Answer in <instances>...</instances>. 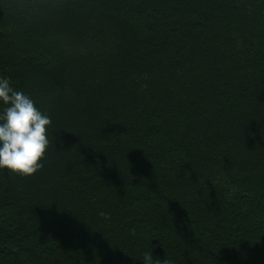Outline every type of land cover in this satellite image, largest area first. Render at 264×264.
I'll return each mask as SVG.
<instances>
[{
  "label": "trees",
  "instance_id": "16d2710c",
  "mask_svg": "<svg viewBox=\"0 0 264 264\" xmlns=\"http://www.w3.org/2000/svg\"><path fill=\"white\" fill-rule=\"evenodd\" d=\"M0 74L52 117L0 264H264V0H0Z\"/></svg>",
  "mask_w": 264,
  "mask_h": 264
},
{
  "label": "clouds",
  "instance_id": "9594fccd",
  "mask_svg": "<svg viewBox=\"0 0 264 264\" xmlns=\"http://www.w3.org/2000/svg\"><path fill=\"white\" fill-rule=\"evenodd\" d=\"M52 117L36 100L13 87L11 78L0 74V170L29 177L44 167L50 146ZM107 218L108 213L100 212ZM143 264H175L168 257L153 255V247L139 256Z\"/></svg>",
  "mask_w": 264,
  "mask_h": 264
}]
</instances>
